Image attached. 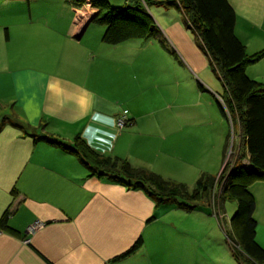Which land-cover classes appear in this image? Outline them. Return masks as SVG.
<instances>
[{
	"label": "crops",
	"instance_id": "1",
	"mask_svg": "<svg viewBox=\"0 0 264 264\" xmlns=\"http://www.w3.org/2000/svg\"><path fill=\"white\" fill-rule=\"evenodd\" d=\"M227 1L246 52L263 49L264 0ZM143 5L159 32L110 45L101 40L103 25L82 41L96 11L88 3L0 0V42L21 36L48 44L36 46L46 53L41 64L33 50L25 49L23 68H13L21 54L0 58V105L11 108L0 114V217L9 211L10 228L0 230V264H215L204 249L207 235L224 245L216 215L155 205L140 188L89 175L77 156L43 138L69 144L78 135L99 155L189 187L200 173L220 174L233 127L216 101L222 84L208 74V57L176 6ZM245 72L263 81L264 55ZM122 110L128 123L118 129ZM248 189L264 249V180ZM34 221L40 225L27 231ZM138 237L142 245L117 258Z\"/></svg>",
	"mask_w": 264,
	"mask_h": 264
},
{
	"label": "trees",
	"instance_id": "2",
	"mask_svg": "<svg viewBox=\"0 0 264 264\" xmlns=\"http://www.w3.org/2000/svg\"><path fill=\"white\" fill-rule=\"evenodd\" d=\"M65 1L75 8L85 3V0ZM88 2L96 10L91 22L104 26L101 40L110 45L155 36L159 32L143 3L176 6L185 26L208 57L212 72L222 84V91L218 94L222 102L216 98L222 116L225 119L231 116L238 121V153L233 163L225 162L217 177L200 173L189 190L182 182L143 167H134L124 158L99 155L78 135L69 144L45 135L43 138L77 156L89 175L107 177L140 188L153 199L155 205L171 202L187 211L205 210L204 206L210 208L226 200L234 202L235 209L229 218L230 234H227L234 245L231 247L232 255L243 264H264V249L255 240L256 222L252 216L255 202L248 189L250 181L264 180V80L252 79L245 72L247 64L264 55V48L254 53L246 52L234 33L235 13L227 0H130V3L121 6L110 5L106 0ZM198 87L201 88L199 82ZM245 159L246 165L241 163ZM216 185H220L218 193L213 192ZM7 215L8 210L0 217L2 231L10 230ZM141 245L142 240L138 237L117 258L133 253Z\"/></svg>",
	"mask_w": 264,
	"mask_h": 264
},
{
	"label": "rangeland",
	"instance_id": "3",
	"mask_svg": "<svg viewBox=\"0 0 264 264\" xmlns=\"http://www.w3.org/2000/svg\"><path fill=\"white\" fill-rule=\"evenodd\" d=\"M158 1H162V0H158ZM85 3L89 4L88 0H85ZM90 6V5H89ZM92 7V6H90ZM96 12V11H95ZM82 13V12H79ZM93 24H91L90 29L88 30V32H86L84 38L82 39L83 42L86 41V38L89 37L91 34V30L93 28H97L102 24H98L95 22H92ZM104 27V26H103ZM104 30V29H103ZM93 37V35H92ZM11 40V39H10ZM32 39L31 38H27L24 39V37H18V38H14L12 39V41H10L9 43H2L0 42V58H4V57H8L9 55H11V53L14 54H21V57L24 54L25 49L27 51H31L33 50V53L35 52V58H32L33 60H35V64H41L42 60L40 59V55H42L43 57H46L45 54L39 53L38 50L36 49V46L44 44V45H48L46 43H42V42H34L32 45L31 43ZM36 49V50H35ZM25 63L26 60L24 58V56L21 59H18L14 62L13 68H23L25 67ZM8 67L11 68V64H8ZM0 70H1V65H0ZM208 74L212 75V78L214 80H216L217 82H219L216 78L215 75H213L212 72H208ZM177 79H180L181 74H179L178 72H176L175 74ZM183 78V77H182ZM181 78V80H182ZM194 83L196 84V79H194ZM220 85V83H219ZM221 86V85H220ZM220 97H218L219 99ZM221 101V100H220ZM224 111L226 112V114L228 115V111H226L227 109L224 107V105L222 104ZM1 108V105H0ZM10 105L4 106L0 109V114L1 116H3L5 112H10ZM3 111V112H2ZM231 120H232V125L233 127L230 128L229 131V140L227 143V148H226V155H225V162L228 163H233L234 158L236 157V151L238 150L237 148V143L240 140V134H239V124L238 121H235L233 117L228 116ZM228 127V126H227ZM230 140L232 141V143L230 144ZM237 140V141H236ZM242 163V161H241ZM226 175V174H225ZM224 179V178H223ZM224 181V180H223ZM219 187L220 185H216L215 189L213 190V192L218 193L219 192ZM189 190H191L192 186H188ZM212 207H214V211L212 210ZM212 207L209 208V206H204V209L206 210V213L208 215H218V223L221 226V239L224 243L223 247L221 246V244H219L220 242H217L215 239H211V237H209L207 235V241L209 244L206 245L207 249H204V252L210 257V260L214 259V263L215 264H243L239 259H236L233 255H232V250L229 247H234V245L229 241V237L227 236V234H230V225L228 223V220L230 218V216L233 214L234 209H235V204L234 202H231L229 200H226L224 202V206L223 208H220L221 210H217L216 206L213 205ZM209 208V209H208ZM192 215H194V212H191ZM223 215H227V217H224ZM224 217V218H223ZM231 245H230V244ZM226 248L229 251L228 253L226 252ZM237 250V248H236Z\"/></svg>",
	"mask_w": 264,
	"mask_h": 264
},
{
	"label": "built area",
	"instance_id": "4",
	"mask_svg": "<svg viewBox=\"0 0 264 264\" xmlns=\"http://www.w3.org/2000/svg\"><path fill=\"white\" fill-rule=\"evenodd\" d=\"M219 100H221L219 98ZM128 123L126 110H122V112L114 119V125L120 129L124 125ZM40 225L39 221H34L29 227L27 228V231L31 232L36 226Z\"/></svg>",
	"mask_w": 264,
	"mask_h": 264
},
{
	"label": "water",
	"instance_id": "5",
	"mask_svg": "<svg viewBox=\"0 0 264 264\" xmlns=\"http://www.w3.org/2000/svg\"><path fill=\"white\" fill-rule=\"evenodd\" d=\"M94 15V14H93ZM93 15L86 21V23L85 24H87L91 19H92V17H93ZM85 26V25H84Z\"/></svg>",
	"mask_w": 264,
	"mask_h": 264
}]
</instances>
